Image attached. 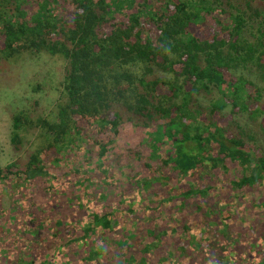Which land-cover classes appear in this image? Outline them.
Listing matches in <instances>:
<instances>
[{"label":"trees","instance_id":"trees-1","mask_svg":"<svg viewBox=\"0 0 264 264\" xmlns=\"http://www.w3.org/2000/svg\"><path fill=\"white\" fill-rule=\"evenodd\" d=\"M24 53L63 89L13 116L0 264H264V0H0Z\"/></svg>","mask_w":264,"mask_h":264},{"label":"rangeland","instance_id":"rangeland-1","mask_svg":"<svg viewBox=\"0 0 264 264\" xmlns=\"http://www.w3.org/2000/svg\"><path fill=\"white\" fill-rule=\"evenodd\" d=\"M64 60L42 54L15 56L0 61V166L24 163L35 147L44 144L35 126L29 128L17 150L11 142L13 116L25 115L27 123L53 119V108L61 96ZM52 113V114H51ZM123 141L120 140L119 143ZM12 186L0 182V198L8 207ZM13 190V188H12Z\"/></svg>","mask_w":264,"mask_h":264}]
</instances>
